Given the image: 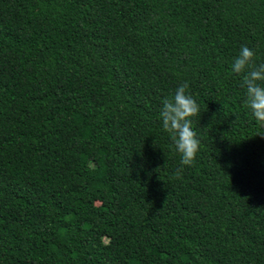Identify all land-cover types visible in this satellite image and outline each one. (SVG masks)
<instances>
[{
    "label": "trees",
    "instance_id": "1",
    "mask_svg": "<svg viewBox=\"0 0 264 264\" xmlns=\"http://www.w3.org/2000/svg\"><path fill=\"white\" fill-rule=\"evenodd\" d=\"M242 46L264 63V0H0V264H264Z\"/></svg>",
    "mask_w": 264,
    "mask_h": 264
},
{
    "label": "clouds",
    "instance_id": "2",
    "mask_svg": "<svg viewBox=\"0 0 264 264\" xmlns=\"http://www.w3.org/2000/svg\"><path fill=\"white\" fill-rule=\"evenodd\" d=\"M255 53L247 46H242L234 58L232 71L243 74L241 87L246 89V106L257 121L264 123V63H254ZM188 84L180 85L172 99L162 101L160 118L165 131L171 133L177 151L181 154V164L190 166L199 150L200 141L192 129L191 117L199 114V105L186 94ZM182 171V169H180Z\"/></svg>",
    "mask_w": 264,
    "mask_h": 264
}]
</instances>
